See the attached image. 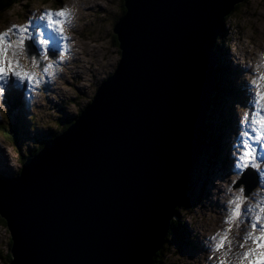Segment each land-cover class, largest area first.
I'll return each mask as SVG.
<instances>
[{"label": "water", "instance_id": "water-1", "mask_svg": "<svg viewBox=\"0 0 264 264\" xmlns=\"http://www.w3.org/2000/svg\"><path fill=\"white\" fill-rule=\"evenodd\" d=\"M123 1L114 73L0 179L9 264H153L166 243L204 146L215 48L245 0ZM241 180L259 186L251 170Z\"/></svg>", "mask_w": 264, "mask_h": 264}, {"label": "rangeland", "instance_id": "rangeland-1", "mask_svg": "<svg viewBox=\"0 0 264 264\" xmlns=\"http://www.w3.org/2000/svg\"><path fill=\"white\" fill-rule=\"evenodd\" d=\"M74 1L76 3V1L82 0ZM74 1L20 0L11 10L0 15V31H4L13 24L23 25L27 23L30 17L38 16L44 10L69 7L72 18L70 17V21L64 25V35L67 34L69 39L74 35L73 38H76L74 42L76 41L80 45L79 49L71 50L76 53L80 52L77 56L75 54L74 57L71 53L64 55L54 79H46L42 86L25 90V94L23 93L22 98L20 97L21 100L18 98V101L23 103L21 114L17 108L11 107L14 113H18V120L20 118L26 125L20 123L19 120V124L14 126L17 121L11 115L12 112L9 111L8 98L5 96L3 101H0V126L2 128L4 126L11 129L18 128L20 131L17 139L13 140L0 130V145L5 147L8 155L10 154V159L7 162L12 167L11 171L0 172V177L15 176L22 167V155L32 156L29 152L34 151L33 149L37 144L38 147H42V141L50 139L52 135L56 136L67 131L75 121L70 122L80 115L82 109L92 101L100 84L114 73L119 63L121 54L119 46L114 41L113 28L121 16L123 0H91L94 10H89L87 4L80 8L77 7V9L74 7ZM97 2H100V5H97ZM239 5V8L227 17L224 33L218 40L216 70L219 71V77L216 79L215 91L207 113L206 126H210L208 139L205 138V145L192 173L191 190L185 195L184 205L179 207L173 219L178 221L180 225L178 227L183 240L173 237L171 233L168 235V245H165L168 248V253L162 264H207V262L208 264H217L216 254L211 251L212 245L206 241V235L211 238L210 233L212 235L217 232L223 234V231L228 228V225L223 222L227 214H221V217H213L215 215L214 210L222 209L224 211L226 209L219 205L222 202V199L218 197L219 187L225 186L228 190L231 188V191L229 190L230 196L241 195L239 187L232 184L233 181L237 183L240 176L234 172L229 177H225L229 171L228 168H230L225 167V162L234 167L233 162H231L233 156H228L225 149L229 148V153L235 151L230 145H234L238 140L239 120L243 117L244 108L249 102V99L240 96L239 93L247 94L242 92V89L247 86V83L251 84L253 80L250 77L255 75L246 72L241 73L239 65L245 68L248 64L253 66V62L257 59H264V0H245ZM32 22L37 23L34 19ZM75 23L76 28H71L72 24ZM256 29H260L262 33L259 34ZM67 48H69L68 51L73 48L69 45V41ZM32 50L35 51L38 48L33 46ZM96 51L98 52L95 56L92 53ZM50 54L53 55L52 52ZM245 56L248 59L245 60ZM49 59H52L50 55ZM82 60L86 63H82ZM20 64L25 68L30 66L29 60L25 59L24 55L20 56ZM255 64L254 70L258 69L257 67H262L256 62ZM84 65L90 71L79 69L80 66ZM78 72H83L79 79ZM54 86L59 88L57 94L53 91L49 92V88ZM18 88L24 87L18 85ZM217 98L222 99L221 106L217 103L214 104ZM240 115L241 117H239ZM227 121L230 129L226 127L225 134L221 135L217 127L222 126V124L227 125ZM20 127L26 128L28 139H35V143L34 140L26 139L27 135H23ZM224 137L230 138L227 141L228 144L220 142ZM214 140L219 141L218 148L211 145ZM230 156L231 160L229 159ZM0 168H2L1 160ZM255 197L258 200L264 199V187H257L245 204L254 205ZM230 199H226V202ZM209 223L215 227L214 230H210L211 232L206 231L208 228L206 225ZM217 224H223V226L218 227ZM240 228L241 223L239 227L234 226V230H231L229 234L231 239L238 234ZM182 230H186V232ZM190 237L193 244L185 241ZM233 242L235 245L238 240L233 239ZM10 243L11 233L8 227L3 224L0 215V264H9L11 261H9ZM246 247H252V245L249 243ZM238 251L240 249L234 246L232 255L228 257L230 264H237L235 253ZM220 256L223 257L224 253L221 252ZM154 264L159 263L155 262Z\"/></svg>", "mask_w": 264, "mask_h": 264}, {"label": "snow or ice", "instance_id": "snow-or-ice-1", "mask_svg": "<svg viewBox=\"0 0 264 264\" xmlns=\"http://www.w3.org/2000/svg\"><path fill=\"white\" fill-rule=\"evenodd\" d=\"M70 17L71 12L67 7L48 9L30 17L23 25L13 24L0 31V97L5 94L9 82L31 90L46 79L55 78L59 63L68 51L64 25L70 21ZM33 19L37 23H33ZM28 42H32L38 52L33 53ZM49 50L53 53L51 60ZM21 55L29 60L28 68L20 64ZM251 84L255 91L248 102V111L239 120L238 147L233 153L234 167L235 174L240 177L251 170L257 176L258 185L264 187V73L259 74ZM232 184L236 185V181ZM238 187L241 195L230 199L225 209L227 215L223 222L228 228L223 234L217 232L209 238L211 251L216 254L217 264H230L228 257L232 255L234 246L240 249L235 253L237 264H264V199L254 206L245 207L251 193L243 180ZM244 222L248 230L234 245L229 234L234 226L239 227ZM249 243L252 247H246ZM221 252L224 253L223 257L220 256Z\"/></svg>", "mask_w": 264, "mask_h": 264}, {"label": "bare ground", "instance_id": "bare-ground-1", "mask_svg": "<svg viewBox=\"0 0 264 264\" xmlns=\"http://www.w3.org/2000/svg\"><path fill=\"white\" fill-rule=\"evenodd\" d=\"M74 1V0H73ZM74 3H75V1H74ZM86 4H87V6L89 7L88 9L89 10H94V6H92L91 5V0H82V1H76V3L74 4V7L75 8H77V7H82V6H86ZM97 5H100V2H97ZM105 7V6H104ZM69 8V7H68ZM73 8V7H72ZM78 9V8H77ZM81 11H82V9H80ZM75 11V10H74ZM71 12V11H70ZM80 13V12H79ZM72 16H73V14H72ZM75 16V15H74ZM72 18V17H71ZM74 18V17H73ZM75 20H76V18H74ZM79 21V20H78ZM71 23V22H70ZM78 23V22H77ZM73 26H71V28H76L75 26H76V23L75 24H72ZM75 25V26H74ZM80 27V26H79ZM81 30V29H80ZM256 31L259 33V34H261L262 33V31L260 30V29H256ZM66 33V32H65ZM66 37H67V34L65 35ZM73 36L74 35H72V37L69 39L68 38V40H67V42L69 41V45H71L73 48H71L70 49V51H67L66 53H71V54H73V56L76 54V56L80 53V52H78V53H76L74 50L73 51H71L72 49H75V48H78L79 49V47H80V45H78V43H76V41L74 42V40H76V38H73ZM67 49H69V48H67ZM90 52H91V50H90ZM97 52L98 51H96V52H93L92 54H94L95 56H96V54H97ZM225 54V53H224ZM90 55V54H89ZM223 55V54H222ZM246 55V54H245ZM252 55V54H251ZM75 57V56H74ZM84 57V56H83ZM75 59H77V58H75ZM248 59V58H247ZM255 59V58H254ZM80 60V59H79ZM246 60V59H245ZM66 62V61H65ZM82 63L84 62V60H82L81 61ZM256 63H258L259 61H258V59L255 61ZM84 63H86V61L84 62ZM96 63V62H95ZM101 63V62H100ZM247 63H248V61H247ZM59 64H61V62L59 63ZM93 65V64H92ZM72 67V66H71ZM248 67H249V69L248 68H244V67H242V66H240L239 65V69H240V72L241 73H244V72H246V73H249V74H255L254 76L256 77V79H257V77H258V75L259 74H261L259 71H256V70H254L253 69V66L252 65H250V64H248ZM70 68V67H69ZM81 68V70H83V69H85L86 71L87 70H89L90 71V69L88 68V67H86L85 65L84 66H80L79 67V69ZM255 68V67H254ZM79 69H78V71H79ZM59 70V69H58ZM93 70V69H92ZM65 71V70H64ZM94 71V70H93ZM82 74H83V72H78V79H79V77L80 76H82ZM248 76V75H247ZM249 87H250V85L249 84H247V86H245V87H243V89H242V92H244V90H249ZM59 89V88H58ZM57 87H52V88H49V92H55L56 94L58 93L57 92ZM19 91H21V88H19L18 89ZM23 91H25L26 89H22ZM18 98H19V100H20V96H18ZM9 156V157H8ZM8 159H10V154L8 155V151L5 149V147L3 146V145H0V160H1V162H2V168H0V172H7V171H11V169H12V167L8 164ZM230 160H231V156H230V158H229ZM232 161H233V159H232ZM231 161V162H232ZM223 184V183H222ZM220 186V185H219ZM259 187V186H258ZM255 190H252V192H251V194L254 192ZM250 194V195H251ZM249 195V196H250ZM219 198H221L222 199V202H220L219 203V205L221 206V207H227V204H228V201L226 202V199H228V198H233L234 196H230V191L228 190V188H226L225 186H220L219 187V196H218ZM215 201H216V198H215ZM254 201H255V204L259 201L258 200V198H254ZM247 202V201H246ZM254 204V205H255ZM254 205H252V206H254ZM246 206H248V205H246L245 204V207ZM213 209H215V208H213ZM217 209V208H216ZM219 210V209H218ZM222 210V209H221ZM219 210V211H217V210H214V216L213 217H215L216 218V216L217 217H221V214H224V215H226L227 214V212H226V210ZM211 211V210H210ZM214 219V218H213ZM224 221V220H223ZM208 223V222H207ZM203 225V224H202ZM217 226L219 227V226H223V224H220V225H218L217 224ZM8 227V226H7ZM202 227H205V226H202ZM206 227H208V228H206V231L207 232H211L210 230H214V226H212V224H207L206 225ZM201 229V228H200ZM232 230H234V227L232 228ZM248 230V225H247V223L246 222H244V223H241V228L239 229V232H238V234H236V235H234V233H233V239H236V240H238V242L241 240V238H242V236L244 235V233H245V231H247ZM10 231V230H9ZM11 233V232H10ZM210 235L211 236H213L211 233H210ZM206 238H207V242L209 243V238H208V236L206 235ZM11 240H12V236H11ZM192 244H193V242H191ZM209 245H211V243H209ZM202 264V263H201ZM207 264H208V262H207Z\"/></svg>", "mask_w": 264, "mask_h": 264}, {"label": "trees", "instance_id": "trees-1", "mask_svg": "<svg viewBox=\"0 0 264 264\" xmlns=\"http://www.w3.org/2000/svg\"><path fill=\"white\" fill-rule=\"evenodd\" d=\"M20 2V0H0V15L1 14H3V13H5L6 11H8V10H11L16 4H18ZM239 4H237L236 6H235V8H234V10L235 9H238L239 8ZM234 10L232 11V13L234 12ZM125 13V7H124V4H122V13L120 14L121 16L123 15ZM231 13V14H232ZM228 16H230V15H228ZM227 16V17H228ZM119 19V18H118ZM118 19H117V21H118ZM227 19V18H226ZM114 41L116 42V44L119 46V43H118V41H117V38H116V36L114 35ZM217 49H218V43H217V46H216V48H215V51H217ZM213 64H214V66H215V69L217 68L216 66H217V52H215V55H214V59H213ZM226 69H228V68H226ZM218 70H216V75H217V78L216 79H218ZM217 86H218V83H217ZM225 91H226V89H225ZM13 96H14V104H16V103H18V97L15 95V94H13ZM215 103H217V105L219 104V106H221V104H222V99H218L217 98V101H215L214 102V104ZM212 104H213V102H212ZM218 106V107H219ZM215 110V109H214ZM75 121V119L72 121V122H70V123H73ZM70 123H68V124H70ZM17 126V125H16ZM68 126V125H67ZM66 126V127H67ZM215 127V129H216V126H214ZM217 129L218 130H220L219 132L222 134V131H221V129H220V127H217ZM0 130L1 131H3V133L9 138V139H12L13 138V140H16L17 139V135H19V131H18V128L17 129H14V128H9L8 126L7 127H5L4 126V128H2L1 126H0ZM208 130H210V126H206V133H205V138L207 137V135H208ZM21 134V133H20ZM22 135V134H21ZM207 139H208V137H207ZM28 140H31V141H33V139H28ZM34 143H35V140L33 141ZM205 143V142H204ZM205 145V144H204ZM211 145H213L214 147H216L217 146V148H218V145H219V141H217V143H216V141L214 140L213 141V143L211 144ZM39 149H41V146L40 147H38V144L34 147V151H32L31 153H37L38 151H39ZM26 156V155H25ZM24 155H22V160L24 161L26 158H27V156L25 157ZM22 161V162H23ZM19 172V171H18ZM191 182H193V181H191ZM191 190V185L189 184V187H188V189H187V193L189 192ZM186 193V194H187ZM184 200H185V197H184V199H183V201H182V203H181V205L179 206V207H181V206H183L184 205ZM179 207L177 208V211H176V213L178 212V209H179ZM1 220H2V222H3V224L5 225V226H7V223H6V221L1 217ZM178 225H179V223H178V221L176 222V221H172L171 222V229H170V232H169V234L171 233V234H173V237H176L177 239H181V240H183L182 239V237L180 236V229H179V227H180V225H179V227H178ZM183 231V230H182ZM183 232H186V230L185 231H183ZM168 241H169V239H168V237H167V240H166V242L167 243H165V245H168ZM186 241V243H190L191 242V237L190 238H188L187 240H185ZM163 246L162 247V249L158 252V254L156 255V260H154V263L155 262H157V263H159V264H162V262L164 261V259H165V256H166V254L168 253V248H166V246ZM11 246H12V240H11V243H10V248H11ZM1 254V253H0ZM2 256V255H1ZM11 258H12V256H11V252H10V254H9V261L11 260ZM153 263V264H154Z\"/></svg>", "mask_w": 264, "mask_h": 264}, {"label": "clouds", "instance_id": "clouds-1", "mask_svg": "<svg viewBox=\"0 0 264 264\" xmlns=\"http://www.w3.org/2000/svg\"><path fill=\"white\" fill-rule=\"evenodd\" d=\"M123 4H124V1H123ZM230 83V82H229ZM83 110V109H82ZM75 119V118H74Z\"/></svg>", "mask_w": 264, "mask_h": 264}]
</instances>
